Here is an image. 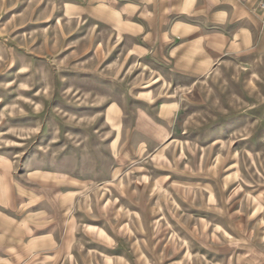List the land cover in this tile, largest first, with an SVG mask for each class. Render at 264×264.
<instances>
[{"label":"rangeland","instance_id":"374dc122","mask_svg":"<svg viewBox=\"0 0 264 264\" xmlns=\"http://www.w3.org/2000/svg\"><path fill=\"white\" fill-rule=\"evenodd\" d=\"M140 5L0 0V264H264V50Z\"/></svg>","mask_w":264,"mask_h":264},{"label":"crops","instance_id":"0c3cea01","mask_svg":"<svg viewBox=\"0 0 264 264\" xmlns=\"http://www.w3.org/2000/svg\"><path fill=\"white\" fill-rule=\"evenodd\" d=\"M74 3H97L101 0H72ZM115 2H125L130 5L139 3L146 4L144 9L157 11V17L170 18L171 11H176L178 6H186L188 10L194 11L191 18L195 22L189 24L196 29L201 26L214 24L220 28L219 33L228 32L232 36L234 48L224 45L210 46L222 55L230 50L254 49L256 52L264 50V9L258 5V0H115ZM198 33V31H197ZM203 38H196V45L204 47ZM200 42V43H197ZM197 53L191 50L190 55Z\"/></svg>","mask_w":264,"mask_h":264},{"label":"built area","instance_id":"2783aa9c","mask_svg":"<svg viewBox=\"0 0 264 264\" xmlns=\"http://www.w3.org/2000/svg\"><path fill=\"white\" fill-rule=\"evenodd\" d=\"M240 1H242V0H240ZM258 5H259L262 9H264V0H258Z\"/></svg>","mask_w":264,"mask_h":264}]
</instances>
